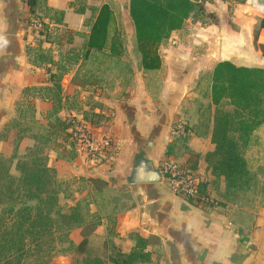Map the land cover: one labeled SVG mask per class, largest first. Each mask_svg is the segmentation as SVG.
I'll use <instances>...</instances> for the list:
<instances>
[{"label": "crops", "instance_id": "crops-1", "mask_svg": "<svg viewBox=\"0 0 264 264\" xmlns=\"http://www.w3.org/2000/svg\"><path fill=\"white\" fill-rule=\"evenodd\" d=\"M103 4L107 0H33L30 7L27 0H0V156L10 160L11 175L19 177L18 161L40 148L58 178L85 181L91 192L94 182L125 191V206L114 215L112 231L107 218H100L87 247L104 251L111 245L127 255L140 237L147 241L145 264H264V203L227 202L224 179L214 177L206 161L215 150L213 70L225 62L264 70V28H259L264 0H242L233 10L229 0L207 2L203 8L209 22L185 23L171 32L158 49L159 69L146 71L135 64L124 95H92L94 104L86 108L85 97L70 94L83 89L84 41ZM30 18L39 29L26 24ZM61 31L82 38L75 55L79 62L64 65L58 51L46 62L31 57L39 51L31 34L54 55L50 37ZM94 53L99 54L89 56ZM205 83L206 110L199 101ZM81 107L105 117L91 132L111 138L116 149L111 162L89 164L67 142L69 121L89 123ZM165 163L195 172L202 181L200 192L215 205L204 209L184 200L162 177L157 183L132 182L143 165L159 172ZM80 232L70 234L74 245L82 240ZM57 264H70L69 257Z\"/></svg>", "mask_w": 264, "mask_h": 264}, {"label": "trees", "instance_id": "trees-1", "mask_svg": "<svg viewBox=\"0 0 264 264\" xmlns=\"http://www.w3.org/2000/svg\"><path fill=\"white\" fill-rule=\"evenodd\" d=\"M32 7L33 0H27ZM200 9L199 0H130L132 20L140 66L151 71L160 68L158 49L171 32L182 27L185 20ZM90 27L83 46L82 58L91 52L117 57L121 47L116 45L113 11L101 5ZM264 28V17L259 23ZM215 106L212 142L215 150L206 156L211 174L223 178L225 198L247 186L255 168L264 167V70L236 68L230 63H219L213 70L210 90ZM224 102L231 108L220 110ZM89 120L98 126L105 117L93 113ZM68 127V126H66ZM261 160L263 163H259ZM19 177L5 175L6 191L0 193V264H51L56 241H63L69 232L81 228L82 240L75 252L87 251L88 237L97 224L81 226L76 209L70 214L60 211L55 189V171L47 167L42 149L35 148L18 161ZM96 183V182H94ZM93 183V184H94ZM135 247L129 254L118 253L105 263L98 257L86 256L76 264H145L147 241L135 237Z\"/></svg>", "mask_w": 264, "mask_h": 264}, {"label": "rangeland", "instance_id": "rangeland-1", "mask_svg": "<svg viewBox=\"0 0 264 264\" xmlns=\"http://www.w3.org/2000/svg\"><path fill=\"white\" fill-rule=\"evenodd\" d=\"M129 1L130 0H107L115 18V33L116 39H118L116 45L121 47V53L117 57L110 58L107 56L108 54L106 55L105 53L98 52L99 54L94 53L90 55L87 60L82 59L79 77H82L80 81L83 82V89L77 91V94L72 93L70 95L85 97V99L81 101L85 104L84 106H86V108L94 104L91 100L92 95H124V91H126L129 84H131L133 67L135 64L140 65V54L137 50L134 27L129 16ZM199 1L200 9H198V12L193 16L185 20L182 27L185 26V23H198L197 26H200L209 22L205 14L206 10L203 6L211 0ZM240 1L242 0H229V9L233 10V6ZM31 37L33 38L32 43H34L33 47L36 49L37 46L39 50L37 53H32L31 57L40 62H46L57 55L58 51L61 56L60 60L62 63L64 62V65H71L75 61L79 62L80 59L75 58L77 54L76 50L80 49L85 42H83L82 38L79 36L75 39L74 35L64 34V31H61L59 34L50 37V45L51 47L54 46V52L56 53L54 55H48V53H46L47 49L46 51L43 50L45 45L42 43V40L39 41L37 34H31ZM58 45H60V48H58ZM207 85L208 83L203 85L202 92L204 95H201L203 96L202 99H200V95V97L195 98L196 100L200 99L199 101H202L200 103L205 110L210 109L208 101H205L206 92L209 91L206 89ZM52 95H55V93L53 92ZM229 109L231 108L224 102L220 110L228 111ZM81 111L84 119L88 121L93 119L92 110L81 107ZM65 134L67 136V142L74 148L75 146L70 140V134L68 132ZM253 173L254 177L250 183L236 191L235 195H230L228 199L226 198L227 202L245 206L262 205L264 203V167L255 168ZM5 175H11V162L9 159L0 156V190L3 191H6L5 188L8 186V181L4 178ZM55 182V189L58 194L57 202L62 213L70 214L72 209H76L81 217V226L88 223H97L100 218H107L109 229L112 231L111 227H113L114 215L125 206V202H123L125 200V191H118L116 188H105L101 183L96 182L93 184L92 194L91 189H89L85 181H77L72 178H58L56 173ZM1 192L2 191H0V193ZM3 206L4 204L0 203V210ZM73 230L69 232V235L65 237L63 241H56L54 244L55 250L51 259V264H57V261L63 256L69 257L70 264L81 263L84 257L98 256L97 254L100 253V251L102 254L98 257L105 263H108V257L117 258L118 253L111 245H108L107 249L104 251L88 246L84 254L75 252L74 247L76 245H74L70 237ZM107 251L110 252V254L106 257ZM93 252H95V255H93Z\"/></svg>", "mask_w": 264, "mask_h": 264}, {"label": "built area", "instance_id": "built-area-1", "mask_svg": "<svg viewBox=\"0 0 264 264\" xmlns=\"http://www.w3.org/2000/svg\"><path fill=\"white\" fill-rule=\"evenodd\" d=\"M26 24L35 29L40 28L36 19L30 18ZM91 127L87 122L69 121L70 140L89 164L111 162L116 153L111 138L106 135L96 137L91 132ZM159 173L175 195L204 209L215 205L212 198L200 192L202 181L195 172L165 163Z\"/></svg>", "mask_w": 264, "mask_h": 264}, {"label": "water", "instance_id": "water-1", "mask_svg": "<svg viewBox=\"0 0 264 264\" xmlns=\"http://www.w3.org/2000/svg\"><path fill=\"white\" fill-rule=\"evenodd\" d=\"M133 176H136L132 182L134 183H157L161 181V175L153 167L143 165L134 171Z\"/></svg>", "mask_w": 264, "mask_h": 264}]
</instances>
